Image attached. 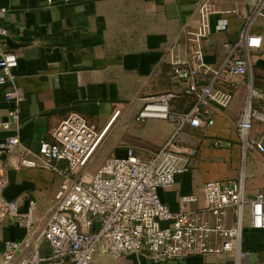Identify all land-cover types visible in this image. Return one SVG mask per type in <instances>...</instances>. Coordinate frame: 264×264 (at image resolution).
Segmentation results:
<instances>
[{
  "label": "crops",
  "instance_id": "obj_1",
  "mask_svg": "<svg viewBox=\"0 0 264 264\" xmlns=\"http://www.w3.org/2000/svg\"><path fill=\"white\" fill-rule=\"evenodd\" d=\"M201 1L0 0V9L8 10L2 21L9 31L6 47L19 58L17 83L24 95L21 143L36 149L41 140H50L59 124L72 114L103 129L120 111L105 137L115 146L106 160L124 156L128 148H135L143 158L158 152L173 134L174 123L155 118L139 121L137 117L149 99L167 92L179 95L172 102L173 112H188L195 106L197 97L183 96L184 85L173 76L168 48L176 41H185L187 33L197 29ZM210 1L217 13L211 16V35L204 45L209 65L223 66L231 55L226 45H240L245 34L261 37L262 45L249 52L240 46L232 56L247 58L250 71L246 77L232 79L229 89L234 97L227 107L215 103L199 107V116L212 119L214 124L184 130L182 141L196 148L198 155L187 172L176 176L172 188L159 191L173 212L182 208L188 212L202 210L204 186L211 181L229 184L243 177L247 201L259 193L264 195V153L246 149L238 127L250 87L264 93V19L257 15L255 0ZM221 20L227 21L224 30L217 29ZM208 84L209 77L202 76L201 87ZM5 95L6 88L0 87V142L15 132L2 128L11 108ZM252 106L264 112V100L255 98ZM260 135L264 136V122L256 121L250 138ZM18 154V150L12 152L2 161L8 178L4 198L19 202L23 210L29 201H36L37 216L43 219L63 179L42 169L16 170ZM184 197L195 201L183 204ZM234 220L235 212L230 210L227 224L233 225ZM243 227L242 249L249 256L241 262L235 253H228L192 255L161 263L151 260L142 249L121 261L113 254L97 252L93 264H264V230L251 227L248 205ZM7 241L38 245L32 234L4 218L0 223V264ZM38 246L49 253L46 242Z\"/></svg>",
  "mask_w": 264,
  "mask_h": 264
},
{
  "label": "built area",
  "instance_id": "obj_2",
  "mask_svg": "<svg viewBox=\"0 0 264 264\" xmlns=\"http://www.w3.org/2000/svg\"><path fill=\"white\" fill-rule=\"evenodd\" d=\"M7 13V8L0 9V87L6 88L5 100L11 108L2 128L15 132L0 142V223L4 218L15 221L33 235L36 244L46 242L50 251L45 253L38 245L28 247L25 241H7L2 264H93L99 251L113 254L121 261L142 249L151 260L161 263L192 255L235 253L240 262L248 258L249 253L242 249L245 207L250 208L251 227L264 230V195L259 193L254 200L247 201L243 177L229 184L207 182L205 207L196 212L183 208L173 212L159 191L172 188L176 176L187 172L198 155L196 148L182 141L184 130L214 124L212 119L199 116V107L208 103L227 107L234 97L229 89L232 79L249 74L248 59L232 56L240 46L248 52L260 49L261 37L245 34L240 45H226L231 55L223 66L209 65L204 45L211 35V16L217 11L210 0H202L198 5L197 29L188 32L185 41H176L168 48L173 76L183 83V96L197 97L195 106L188 112H173L172 102L179 97L175 92L149 99L137 119L173 122L174 132L165 145L148 158L141 157L135 148H128L124 156L108 159L95 175L87 178L85 170L120 111L103 129L72 114L59 124L50 140H41L36 149L24 146L19 138L24 95L17 83L19 58L6 47L9 31L2 21ZM257 15L264 19V0H257ZM226 26L227 21L221 20L217 29L224 30ZM202 76L209 77V84L203 87ZM255 98L264 100V93L250 87L238 127L244 147L264 153V136L250 138L254 122H264V112L252 106ZM17 150L16 170L42 169L63 179L55 202L43 219L37 216L36 201H29L23 210L19 202L4 198L8 178L2 161ZM193 201L190 197L182 199L183 204ZM230 210L235 212L233 225L227 224Z\"/></svg>",
  "mask_w": 264,
  "mask_h": 264
},
{
  "label": "rangeland",
  "instance_id": "obj_3",
  "mask_svg": "<svg viewBox=\"0 0 264 264\" xmlns=\"http://www.w3.org/2000/svg\"><path fill=\"white\" fill-rule=\"evenodd\" d=\"M114 142L111 139L106 138L92 160L90 161L87 169L85 170V174L87 178L95 175L97 171L105 164L106 159L113 153L114 151ZM101 252V251H99Z\"/></svg>",
  "mask_w": 264,
  "mask_h": 264
},
{
  "label": "water",
  "instance_id": "obj_4",
  "mask_svg": "<svg viewBox=\"0 0 264 264\" xmlns=\"http://www.w3.org/2000/svg\"><path fill=\"white\" fill-rule=\"evenodd\" d=\"M255 4H256V6H257V0H255Z\"/></svg>",
  "mask_w": 264,
  "mask_h": 264
}]
</instances>
